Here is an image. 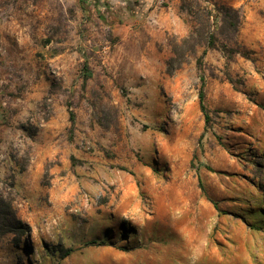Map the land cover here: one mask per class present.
Segmentation results:
<instances>
[{
    "label": "rangeland",
    "instance_id": "1",
    "mask_svg": "<svg viewBox=\"0 0 264 264\" xmlns=\"http://www.w3.org/2000/svg\"><path fill=\"white\" fill-rule=\"evenodd\" d=\"M157 1L0 0V195L29 229L0 264H264V17ZM222 5L247 56L203 39L170 72Z\"/></svg>",
    "mask_w": 264,
    "mask_h": 264
},
{
    "label": "trees",
    "instance_id": "2",
    "mask_svg": "<svg viewBox=\"0 0 264 264\" xmlns=\"http://www.w3.org/2000/svg\"><path fill=\"white\" fill-rule=\"evenodd\" d=\"M197 17V16H196ZM215 24L217 26L216 32H212V23L208 14L198 16V30L194 34H190L186 37H174L171 40L172 49L174 55L167 61L168 69L170 72H174L182 68L186 62L187 54L196 50L197 45L201 43V40L207 39L209 47L220 48L228 59H232L233 56L238 53L243 56H247V51H243L236 41V35L239 32V26L241 23V13L239 9H235L228 6H220V14L215 16ZM226 35L230 40H234L239 45L237 48H232L228 44L222 42L218 44L219 35ZM49 41V40H48ZM204 92H200V107L208 118V110L204 102ZM73 119V118H72ZM0 231L1 232H25L29 231L28 227L23 225L13 208L11 201L0 195ZM72 249H62L63 256L69 255Z\"/></svg>",
    "mask_w": 264,
    "mask_h": 264
},
{
    "label": "crops",
    "instance_id": "3",
    "mask_svg": "<svg viewBox=\"0 0 264 264\" xmlns=\"http://www.w3.org/2000/svg\"><path fill=\"white\" fill-rule=\"evenodd\" d=\"M154 1L153 7L150 10V17L153 16L154 14L157 13V8H158V1L157 0H152ZM234 7L236 8H242L244 11V22H249V21H259V18H263L264 15H261L262 10H264V0H244L240 1L236 4H234ZM153 18V17H152ZM154 19V18H153ZM158 21L159 17L157 18ZM185 29L180 30L181 33H184Z\"/></svg>",
    "mask_w": 264,
    "mask_h": 264
}]
</instances>
